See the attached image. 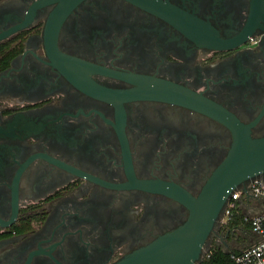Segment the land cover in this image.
I'll list each match as a JSON object with an SVG mask.
<instances>
[{"label": "flooded vegetation", "instance_id": "af4514ba", "mask_svg": "<svg viewBox=\"0 0 264 264\" xmlns=\"http://www.w3.org/2000/svg\"><path fill=\"white\" fill-rule=\"evenodd\" d=\"M173 6L221 28L247 0H0V33L31 15L0 39V264H114L183 226L235 142L208 101L264 137V50L200 44Z\"/></svg>", "mask_w": 264, "mask_h": 264}, {"label": "water", "instance_id": "95a60500", "mask_svg": "<svg viewBox=\"0 0 264 264\" xmlns=\"http://www.w3.org/2000/svg\"><path fill=\"white\" fill-rule=\"evenodd\" d=\"M172 8L173 14L181 21L183 30L192 33L200 44H206L215 50L246 55L264 50V0H247L244 17L236 24L225 22L221 28L202 19L196 12L174 6ZM30 19L28 12L17 26L1 32L0 39L14 30L26 28ZM49 28L48 20L42 32L45 47ZM221 30L231 31L233 34L222 37ZM251 38L256 40L255 44H251ZM183 91V100L186 94L190 98L195 97L192 92ZM199 99L200 97L193 98L194 101ZM208 103L218 118L233 124L236 137L228 156L208 181L203 193L197 199H190L191 215L183 226L160 236L114 264H194L202 258L208 237L216 223L222 219L232 192L245 187L246 182L264 176V137H251L248 125L241 123L221 105L211 101Z\"/></svg>", "mask_w": 264, "mask_h": 264}, {"label": "built area", "instance_id": "2783aa9c", "mask_svg": "<svg viewBox=\"0 0 264 264\" xmlns=\"http://www.w3.org/2000/svg\"><path fill=\"white\" fill-rule=\"evenodd\" d=\"M256 40L251 38V44ZM244 195L264 199V179L257 177L249 181L247 186L233 191L225 207L224 218L228 222L237 208L238 199ZM250 229L258 236L257 240L240 250L231 253L232 264H264V212L244 215ZM210 249L204 252L202 258L194 264H204L205 256L209 257Z\"/></svg>", "mask_w": 264, "mask_h": 264}, {"label": "crops", "instance_id": "0c3cea01", "mask_svg": "<svg viewBox=\"0 0 264 264\" xmlns=\"http://www.w3.org/2000/svg\"><path fill=\"white\" fill-rule=\"evenodd\" d=\"M237 209L243 215L264 212V199L253 198L252 196L244 195L238 199ZM233 233H235L234 239L231 238V236H234ZM229 234L230 235L228 237L231 238L230 241L232 242L229 241V246L227 249L230 251L245 248L258 238V236L250 228L248 230H244L243 226L235 228L234 230L230 231Z\"/></svg>", "mask_w": 264, "mask_h": 264}, {"label": "trees", "instance_id": "16d2710c", "mask_svg": "<svg viewBox=\"0 0 264 264\" xmlns=\"http://www.w3.org/2000/svg\"><path fill=\"white\" fill-rule=\"evenodd\" d=\"M230 231L239 226H243L244 230H248L250 227L249 222L245 220V216L236 208L234 210L232 218L228 221ZM235 250L226 251L219 247H212L210 249L209 257L205 256L204 264H232L231 253Z\"/></svg>", "mask_w": 264, "mask_h": 264}, {"label": "rangeland", "instance_id": "374dc122", "mask_svg": "<svg viewBox=\"0 0 264 264\" xmlns=\"http://www.w3.org/2000/svg\"><path fill=\"white\" fill-rule=\"evenodd\" d=\"M230 241V240H229ZM230 242H232V241H230Z\"/></svg>", "mask_w": 264, "mask_h": 264}]
</instances>
